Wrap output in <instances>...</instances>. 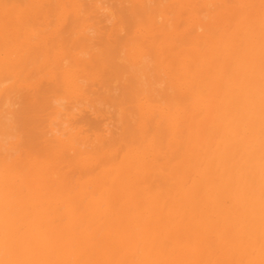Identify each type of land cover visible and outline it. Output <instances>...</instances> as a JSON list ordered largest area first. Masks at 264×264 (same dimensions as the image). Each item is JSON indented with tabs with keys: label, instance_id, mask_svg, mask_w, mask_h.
Here are the masks:
<instances>
[{
	"label": "bare ground",
	"instance_id": "6f19581e",
	"mask_svg": "<svg viewBox=\"0 0 264 264\" xmlns=\"http://www.w3.org/2000/svg\"><path fill=\"white\" fill-rule=\"evenodd\" d=\"M111 2L0 0V264H264V49L231 0Z\"/></svg>",
	"mask_w": 264,
	"mask_h": 264
},
{
	"label": "rangeland",
	"instance_id": "374dc122",
	"mask_svg": "<svg viewBox=\"0 0 264 264\" xmlns=\"http://www.w3.org/2000/svg\"><path fill=\"white\" fill-rule=\"evenodd\" d=\"M109 1H112L111 2V4H112V6L113 7H116V9L115 10H120L121 9V7H122V5H120V6H118L119 4H121V2H119V4L117 3V0H109ZM253 1H254V4H253ZM249 0V1H247V0H245V1H243L242 3H236V0L234 1H232L231 0V9H233V11H231V12H235V13H237V14H235V13H233V14H235V16L236 15H238V16H236V17H234L233 16V14L230 12V11H228L229 12V14H228V12H226V14L224 15H222V18L220 19V20H222V23L223 24H219V26L222 28L221 29V31L222 32H224L225 33V36L226 37H228L229 38V36H230V38L229 39H236L237 40V38H238V40L237 41H239V42H237V41H235L236 42V45H238L239 43L241 44L243 41H246V40H248V39H250V38H253V40H254V44H255V47L257 48H259V49H256L255 51V54L256 53H259V52H261V51H263L262 49H264V47H263V45H264V0ZM232 2H234L233 4H232ZM235 3L236 4H238V6H236L235 7ZM243 3H245V6H244V4ZM250 3V5H248V4ZM259 3V4H258ZM261 3V4H260ZM242 4V5H241ZM263 4V5H262ZM239 5H240V7H241V9H242V7H244V8H246V11H245V9L243 8V12L245 11V14H243V12H241L242 10H240L239 9ZM250 6V7H248V6ZM254 5V6H253ZM260 5H261V7H260ZM258 6V7H257ZM263 6V7H262ZM233 7H235V8H233ZM249 9H248V8ZM256 8V9H255ZM257 8H259L258 10H257ZM260 8H261V10H260ZM253 9V10H252ZM240 10V12H238ZM260 10V11H259ZM257 11H258V13H257ZM262 11H263V13H262ZM249 12V13H248ZM123 15V19H125V21H127L126 19H127V15H128V13L126 14V13H122ZM241 14H243V15H241ZM254 14H257V15H255V17H253L254 16ZM262 14H263V18H262ZM231 16V18L233 19V21H231V18H229L230 16ZM249 15V16H248ZM260 16V18L259 17H256V16ZM120 16V15H119ZM124 16H126V17H124ZM115 17L117 18V15H115ZM114 17V18H115ZM241 17V18H240ZM248 17H250L249 19L246 18ZM115 18V19H116ZM228 18V19H227ZM236 18V19H235ZM240 18V19H239ZM254 20H253V19ZM114 19V21H116ZM227 19V21L225 22L224 20H226ZM263 19V20H262ZM212 20V19H211ZM253 20V21H252ZM207 22H210L209 20H206ZM226 23H224V22ZM229 21V22H228ZM237 21V22H236ZM243 21H244V23H243ZM250 22V23H248V22ZM258 21V22H257ZM261 23H260V22ZM254 22V23H253ZM219 23H221V21H219ZM229 23V24H228ZM258 23H260L259 25H258ZM232 24V25H231ZM241 24V26H239ZM252 26H251V25ZM246 25V26H245ZM248 25V26H247ZM254 25L257 27V29H258V27H259V29H258V31H257V29H256V31H253V29H254ZM232 26H233V28H232ZM238 26V27H237ZM243 27H247V31L243 28ZM253 27V28H252ZM228 29V33H227V29ZM240 28H242V30L240 29ZM239 29V30H238ZM252 29V30H251ZM263 29V30H262ZM245 30V31H244ZM226 31V32H225ZM251 31V32H250ZM237 32V33H236ZM240 32H241V34H240ZM247 33V35L248 36H246V33ZM263 32V33H262ZM254 33V34H253ZM258 33L260 34V35H258ZM227 34V35H226ZM234 34V35H233ZM235 34H237V35H235ZM240 34V35H239ZM242 34H244V35H242ZM252 35V36H251ZM236 36H238V37H236ZM242 36H245V37H243V40H239V39H242ZM250 36V37H249ZM255 36V37H254ZM246 37H248L247 39H246ZM258 38H259V40H258ZM245 39V40H244ZM262 43H261V42ZM259 43V44H258ZM239 44V45H240ZM260 45L261 46V49H260V46H258V45ZM257 45V46H256ZM245 46V42L242 44V47H244ZM239 47V46H238ZM260 50V51H259ZM257 55V54H256ZM256 55L254 56V58L256 57ZM231 61V60H230ZM222 64L221 65H218V70L220 71V73H221V77H222V81H224V79L225 78H227L226 77V74L224 73V72H226V71H228L227 70V68H229L230 66L228 65V66H223V60L222 61H220ZM230 64H232V61H231V63ZM257 64V63H256ZM220 66H221V68H222V66H223V68H222V71H221V69H220ZM204 69V71H206V73L208 74V75H213L212 73H210V71L212 70L213 71V73H215L214 71H216V69L215 68H213V67H211V69H208L207 67H203ZM231 68V67H230ZM229 68V69H230ZM226 70V71H225ZM211 71V72H212ZM224 71V72H223ZM218 72V71H217ZM228 72H230V71H228ZM228 72H226V73H228ZM224 73V74H223ZM223 74V75H222ZM228 76H229V73L227 74ZM139 78V77H138ZM140 80V83L142 82L141 80L142 79H139ZM143 81H144V79H143ZM224 82H228V81H224ZM143 83H145V81L143 82ZM142 85V84H141ZM146 86V85H145ZM224 86H225V84H224ZM96 87V86H95ZM95 87H93V89H95ZM148 87V86H147ZM147 87H145L144 89L146 90V88ZM143 88V87H142ZM220 88H222V87H219V89ZM98 89H100V87L98 88ZM97 89V90H98ZM96 90V89H95ZM148 90V89H147ZM221 90V89H220ZM222 90L223 91H221L220 93L222 94L223 92H224V90H225V87H223L222 88ZM101 90H99V92L98 93H100L101 94V92H103L104 90H102L101 92H100ZM96 91H94V93H97ZM180 92V91H179ZM98 93L97 94H95V95H98ZM104 94V93H103ZM103 94H101V95H103ZM113 94V93H112ZM94 95V97L92 98V99H97L98 98V96H97V98H96V96ZM100 97V96H99ZM101 97H103V96H101ZM94 99V100H95ZM113 99V98H112ZM100 100H101V98H100ZM103 100H104V98H103ZM110 100V101H109ZM112 101H114V99L112 100ZM111 101V98L110 99H108L107 101L105 100V101H103L104 103L102 104V100L99 102V101H96L97 103H99L98 104V106H96L97 107V110L98 111H101V110H99V109H102V112L101 113H99L97 116L96 115H94L93 116V113L91 114L90 113V111H89V108H86V107H83V108H86V111L84 112V115H86L87 117H88V119H87V117H85V121L84 122H86V123H84L83 122V124H82V126L83 127H86L85 129H88V130H90L89 131V133H91V135H93L92 134V132L93 131H91V130H94L95 132H97L96 130H98V129H100V128H104V118H105V123L107 122L106 120V118H108L109 117V119H111V120H108V122H112V125H114V127L117 125V122H118V115L116 114V113H118V111L117 112H115V109H114V106H115V108H116V105L114 104L115 102H113V105L114 106H112V103H110V102H112ZM106 102H108V103H110L111 104V106H112V108H111V106H110V104L107 106V104H106ZM97 103H94V104H96L97 105ZM99 105H101V106H99ZM95 106V105H94ZM95 107V108H96ZM98 107H99V109H98ZM101 107V108H100ZM107 107H109V108H107ZM104 108V109H103ZM111 109V110H110ZM116 109H118V107L116 108ZM107 110V111H106ZM109 110V111H108ZM87 112V113H86ZM103 112H106V113H103ZM90 113V114H89ZM106 116H108V117H106ZM182 122V121H181ZM180 122V123H181ZM94 124V125H93ZM96 124V125H95ZM85 125V126H84ZM183 125V124H182ZM185 125V124H184ZM90 126V127H89ZM18 128H19V126H18ZM27 128H29V127H27ZM27 128L25 129V131L24 130H21L22 132L20 133V136L21 135H23V133H24V137L22 136V138H20V136L19 137H15V135L13 134V136H11V138H10V140L9 141H11V139H14L16 142H17V144L18 143H20L21 142V145H20V147H21V149H22V151H25L24 149L25 148H28V149H30V150H32V152H31V154L33 153V152H35L36 153V149H35V146H33L34 145V141H33V139H31V137H27L26 135H28L27 133L29 132H31V128H29L28 129V131H27ZM22 129V128H21ZM179 129L182 131V130H184L185 129V126L183 127V126H181V125H179ZM101 130V129H100ZM19 131V130H18ZM99 132V131H98ZM200 132H199V129L198 130H195V132H194V134H196V135H198ZM17 135V134H16ZM13 137H15V138H13ZM27 138H28V140L30 139V141H28L27 140ZM23 139V141H21ZM32 141V142H31ZM214 143H216V142H214ZM32 146V147H31ZM34 147V148H33ZM4 154V153H3ZM18 155H20V154H18ZM4 157H6L7 155L6 154H4L3 155ZM127 155L125 156V158L123 159V161L122 162H120L119 164H123L122 166H119V168L118 169H121L122 167L124 168L125 166V160L127 159ZM4 159V158H3ZM124 162V163H123ZM70 170V172L72 171V169H69ZM68 170V171H69ZM191 181V180H190ZM18 182H20V181H18ZM187 182V181H186ZM192 183V182H191ZM184 184H186L185 186H187V183H184ZM191 185V184H190ZM23 186H22V183L20 182L19 183V185L17 186V188H19V189H21V190H23L24 191V188H22ZM98 196L96 197V199L98 200ZM142 204H143V206H145L146 207V203H144V201L142 202ZM181 219V218H180ZM180 219H176L177 221L178 220H180ZM112 222V221H111ZM110 222V223H111ZM112 224V223H111ZM108 225H110V224H108ZM165 229V230H164ZM163 230H160V234H162L161 236H163V237H165V235H167V229L166 228H164ZM162 232V233H161ZM185 238V237H184ZM168 238H165V240H167ZM168 242H170V240L168 239ZM139 244V243H138ZM143 245H141L140 246V244H139V249H140V252H141V248H143L142 247ZM139 252V255H141L142 256V254H143V251L140 253ZM216 254L218 255V258L221 256V251L219 250V252L216 250ZM220 254V255H219ZM216 255V256H217ZM140 259V258H139ZM138 259V260H139ZM137 260V259H136ZM140 261V260H139ZM139 261H137L138 263H139ZM140 263H141V261H140ZM236 262H234V264H235ZM237 264V263H236Z\"/></svg>",
	"mask_w": 264,
	"mask_h": 264
}]
</instances>
